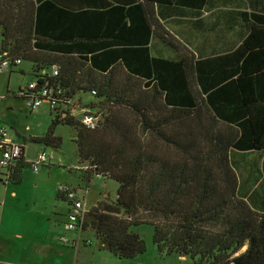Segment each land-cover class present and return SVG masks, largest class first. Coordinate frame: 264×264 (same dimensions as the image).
I'll use <instances>...</instances> for the list:
<instances>
[{
	"label": "trees",
	"instance_id": "trees-1",
	"mask_svg": "<svg viewBox=\"0 0 264 264\" xmlns=\"http://www.w3.org/2000/svg\"><path fill=\"white\" fill-rule=\"evenodd\" d=\"M205 1L0 0V54L31 63L37 91L49 90L57 107L45 136L31 141L57 150L53 129L70 125L86 178L117 183L115 200L87 211L81 232L118 259L147 252L135 232L147 225L162 256L264 264V184L252 194L261 195L257 211L232 160L264 151V7L242 13L246 37L231 54L150 55L154 7ZM86 94L107 112L93 130L72 115ZM23 160L7 183L20 181Z\"/></svg>",
	"mask_w": 264,
	"mask_h": 264
},
{
	"label": "rangeland",
	"instance_id": "rangeland-1",
	"mask_svg": "<svg viewBox=\"0 0 264 264\" xmlns=\"http://www.w3.org/2000/svg\"><path fill=\"white\" fill-rule=\"evenodd\" d=\"M26 72H30L31 64L23 62L21 65ZM18 66V67H21ZM16 67L10 74L0 75V99L14 104L16 130L29 139L32 135L45 136L52 122V115L31 114L26 108L24 100H13L19 88L26 87L33 81V76L21 75ZM94 98L86 94L80 97L79 105L93 104L94 115L100 117L107 114L104 107L98 104ZM77 105V104H76ZM42 109L47 112L49 105L42 104ZM82 109V107H80ZM79 109V110H81ZM76 120L80 116L76 114ZM101 119V118H100ZM3 121V118H2ZM50 123V124H49ZM48 127V128H47ZM27 129V130H26ZM53 136L61 140L57 150L50 151L61 164L56 165L55 159H51L46 166H42L37 173L30 168L22 169V172L36 174L21 176L20 189L16 199L9 198L6 209L8 217L6 222L14 220L16 224L8 225L6 231L13 236L9 242L10 257L17 258L19 264H193L190 258L178 259L177 255L162 256L153 245V230L147 225L139 226L135 232L145 241L147 252L138 255L134 259H118L114 254L98 249L95 237L91 232H78L69 234L63 229L66 220L69 203L58 193L60 186H69L77 191V194L86 195V210L100 203H111L117 194V183L111 180L101 179L92 175L87 179L76 149V132L70 125H59L53 129ZM39 143L29 142L25 144L28 157H33L39 147ZM5 173V170H1ZM2 172V173H3ZM3 175V174H2ZM10 183V188H11ZM8 222V224H9ZM15 230H18L15 232ZM21 238H15L17 235ZM63 240H67L64 242ZM91 241L88 247L83 242ZM75 244V246H73ZM244 247L240 253L245 252Z\"/></svg>",
	"mask_w": 264,
	"mask_h": 264
},
{
	"label": "crops",
	"instance_id": "crops-1",
	"mask_svg": "<svg viewBox=\"0 0 264 264\" xmlns=\"http://www.w3.org/2000/svg\"><path fill=\"white\" fill-rule=\"evenodd\" d=\"M260 2L261 0H206L202 8L178 5H172L170 7H154L155 14L159 19L158 26L160 32L158 31V34L154 35L153 38L150 39V55L152 58H160L169 62H177L182 57L186 59L191 57L194 59H206L213 56L226 55L228 53L231 54L240 47L242 41H244L246 37L245 23L242 13L259 12L258 8L262 9V7H264V2H262L261 5H256L257 3L260 4ZM163 35H168L169 38H167L173 43V46L168 45V43L162 39ZM1 39L2 37L0 35V43ZM176 46L178 49L174 48ZM58 56L61 57L62 55ZM32 66L33 65L31 64L29 69L30 72H26L22 66L17 69H19L18 72L21 75L32 76ZM14 69L15 68L9 69L2 74L13 75L12 71ZM78 98L80 99V97H77V100ZM4 100L5 98L2 100L0 99V116L3 118V121L1 119V122L8 129V139H10L13 143L23 146V161L25 162L24 168H30L28 162L34 160L38 153L45 150L51 154L52 151L50 150L52 149L39 145L40 148H38L37 153L33 157L27 156L25 144L29 142V139H41L44 136L32 135L29 139L24 138V136L16 130L14 122L16 116L14 112V104L9 101L3 102ZM13 100H16V98ZM80 107L83 108L81 109ZM42 108L43 107L39 109ZM39 109L34 112V115L51 114L49 109L47 112L43 109L42 113ZM83 109H87L88 111V108H85L84 105L80 106L77 103L75 108L76 112L72 111L73 117L76 114L80 116ZM93 109L91 108V111H93ZM64 116L65 115H62V117ZM52 156L55 159L56 165H60V160L56 159L54 155ZM232 160L234 164L233 167L241 177L239 178L241 180L240 188L244 193H246V199L249 200L250 205L257 210V207L261 206V195L257 194V196H254L252 194L255 190H257L259 185L264 184V151L261 153L254 151L249 153L233 152ZM22 169L21 176L24 174ZM30 170L32 169L30 168ZM2 172L3 171L0 170V264H19L20 262L17 258L9 256V242L12 241L13 236L8 235V232L6 231V227L8 225H14L19 222L14 223V220L11 222L8 221L9 224L6 222L7 218H9L7 215L9 212L6 207L9 198L16 199L19 194L20 189L17 187L21 183V176L20 181L18 183H13L10 188V183L6 182V178L3 176L5 173ZM25 176H31V178L34 179L36 178V174H32L30 172L25 173ZM87 193L88 188L86 189V193H84L85 195L80 196V198L84 201L86 209L85 199ZM249 196L253 197L251 201ZM258 204L259 206H257ZM97 205L92 206L91 209L95 208ZM17 231L18 230H15V232ZM15 238H21L20 234ZM65 242H67V240ZM89 244V241L85 243L88 247ZM73 246H75V244H73Z\"/></svg>",
	"mask_w": 264,
	"mask_h": 264
},
{
	"label": "built area",
	"instance_id": "built-area-1",
	"mask_svg": "<svg viewBox=\"0 0 264 264\" xmlns=\"http://www.w3.org/2000/svg\"><path fill=\"white\" fill-rule=\"evenodd\" d=\"M22 65L21 59H13L6 53L0 54V75L9 69L16 68ZM53 75H56V68H53ZM44 75L45 72L40 73ZM51 92L45 87L37 91V85L35 82H30L26 87L19 88L15 97L24 100L26 108L30 113L36 112L42 107L43 103L49 105V111H53L56 107L55 102L51 100ZM0 116V170H5L3 175L6 180L9 179L10 171L15 166L16 162L21 159L23 152V146L17 143H13L8 139V129L1 122ZM80 122L87 126L88 129H96L99 125L100 117L94 115V113L83 109L80 114ZM53 159V156L47 151L43 150L37 154L34 160L28 162L29 167L38 172L42 166H45L49 161ZM68 203L69 212H67L63 229L69 234H75L81 232L83 218L86 214V208L83 199L77 194V191L69 188V186H60L58 192ZM84 193H86L84 191ZM64 242L66 240H63ZM88 244V243H87Z\"/></svg>",
	"mask_w": 264,
	"mask_h": 264
}]
</instances>
